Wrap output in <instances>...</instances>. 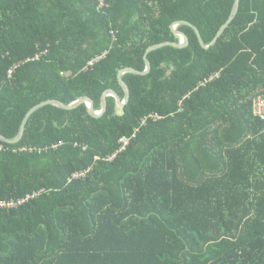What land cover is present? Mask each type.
Listing matches in <instances>:
<instances>
[{
    "label": "trees",
    "instance_id": "obj_1",
    "mask_svg": "<svg viewBox=\"0 0 264 264\" xmlns=\"http://www.w3.org/2000/svg\"><path fill=\"white\" fill-rule=\"evenodd\" d=\"M234 2L0 0V134ZM177 29L0 140V264H264V0Z\"/></svg>",
    "mask_w": 264,
    "mask_h": 264
},
{
    "label": "water",
    "instance_id": "obj_2",
    "mask_svg": "<svg viewBox=\"0 0 264 264\" xmlns=\"http://www.w3.org/2000/svg\"><path fill=\"white\" fill-rule=\"evenodd\" d=\"M240 1L241 0H235L229 18L226 20L225 23H223L220 26L216 36L213 38V40L209 44L205 43V41H204V39H203V37L201 35L200 30L193 23H191V22H189L187 20H180V21L174 22L172 24V30L174 31V33L176 35H179L180 37H182L180 42L164 41L162 43L154 44V45L149 46L147 48L146 54H145L146 68H145L144 71H140V70L132 68V67H127V68H124V69L120 70V72H119V81H120V83H121V85H122V87L124 89V92H125L124 98H121V96L115 90L107 89L102 95V105H101V109L99 111L95 110L94 101L89 96H83V97L79 98L78 100H76L75 102H73L71 104H65L64 102H62L60 100H57V99L45 100V101L33 106L29 110V112L26 114V116H25V118H24V120L22 122L20 132L15 138L8 139L4 135L0 134V140L4 141V142H9V143L18 142L23 137V134L25 132V127H26L27 121L29 120L30 116L36 110H38L41 107H43L45 105H48V104L59 106V107L64 108V109H72V108H75V107L79 106L82 103H86L89 106L90 114L92 116L99 117V116L103 115L106 112V110H107V96L113 95L116 98V100H117L118 113L119 114H123L125 105L127 104V102L130 99V88H129L128 84L126 83V81L123 79V74L124 73H126V72H134V73H137V74H147V73H149L150 70H151L152 65H151V61L148 58V53H150L151 51H153V50H155L157 48L163 47L165 45H173V46H176V47H185V46H187L189 44V37L183 31H180V30L177 29V26L179 24H187V25L192 26L195 29V31H196V33L198 35V38H199V41H200V44L202 45V47L208 49L210 46L214 45L218 41L219 37L223 34V32L229 26V24L232 22V20L236 17V15H237V13L239 11V8H240Z\"/></svg>",
    "mask_w": 264,
    "mask_h": 264
},
{
    "label": "built area",
    "instance_id": "obj_3",
    "mask_svg": "<svg viewBox=\"0 0 264 264\" xmlns=\"http://www.w3.org/2000/svg\"><path fill=\"white\" fill-rule=\"evenodd\" d=\"M212 78H213V76L211 77V79ZM255 113L258 114L259 116H261L262 118H264V97H258L256 99V101H255ZM158 117H160V116H158ZM130 140L131 139L129 137H126V136L122 137L120 139L121 146H120L118 151L125 150L127 148V146L129 145ZM75 175H77V174H75ZM34 195L35 194H28L26 197L19 199L18 202H15L14 206L17 204L23 203L28 198L34 197Z\"/></svg>",
    "mask_w": 264,
    "mask_h": 264
}]
</instances>
